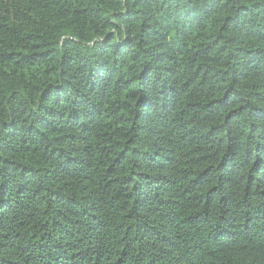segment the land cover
I'll use <instances>...</instances> for the list:
<instances>
[{"label":"trees","instance_id":"16d2710c","mask_svg":"<svg viewBox=\"0 0 264 264\" xmlns=\"http://www.w3.org/2000/svg\"><path fill=\"white\" fill-rule=\"evenodd\" d=\"M0 264H264V0H0Z\"/></svg>","mask_w":264,"mask_h":264}]
</instances>
